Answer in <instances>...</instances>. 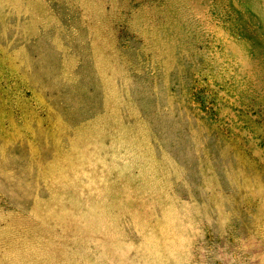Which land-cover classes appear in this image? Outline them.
Here are the masks:
<instances>
[{
	"label": "rangeland",
	"instance_id": "rangeland-1",
	"mask_svg": "<svg viewBox=\"0 0 264 264\" xmlns=\"http://www.w3.org/2000/svg\"><path fill=\"white\" fill-rule=\"evenodd\" d=\"M0 264H264V0H0Z\"/></svg>",
	"mask_w": 264,
	"mask_h": 264
}]
</instances>
